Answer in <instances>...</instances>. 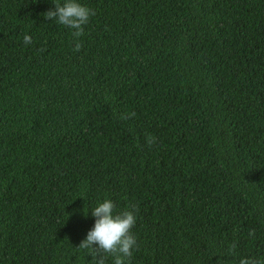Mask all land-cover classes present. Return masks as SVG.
<instances>
[{
  "label": "trees",
  "instance_id": "16d2710c",
  "mask_svg": "<svg viewBox=\"0 0 264 264\" xmlns=\"http://www.w3.org/2000/svg\"><path fill=\"white\" fill-rule=\"evenodd\" d=\"M77 2L79 52L53 0H0V264H95L105 199L130 264L264 260V0Z\"/></svg>",
  "mask_w": 264,
  "mask_h": 264
},
{
  "label": "clouds",
  "instance_id": "9594fccd",
  "mask_svg": "<svg viewBox=\"0 0 264 264\" xmlns=\"http://www.w3.org/2000/svg\"><path fill=\"white\" fill-rule=\"evenodd\" d=\"M55 10H49L44 13V18L54 20L56 24L63 25L73 30L72 35L76 38L74 51L79 52L82 43L79 38L84 34V25L89 22L95 12L86 6H83L77 0H66L61 5L57 0H53ZM24 44L27 46L32 43L30 35L24 36ZM135 116V113L121 115L120 119L127 120ZM156 142L154 136L147 137L149 146ZM114 203L110 199H105L102 203L91 211L95 218L94 227L88 232L79 249L87 250L89 255L93 256L95 264H105V257L111 256L113 264H130L132 250L137 246V241L132 233L136 224L135 211H138L134 205H130L119 214H113ZM254 235V231L250 233ZM236 244L229 247V253L232 254ZM239 264H264V260L256 258H243Z\"/></svg>",
  "mask_w": 264,
  "mask_h": 264
}]
</instances>
